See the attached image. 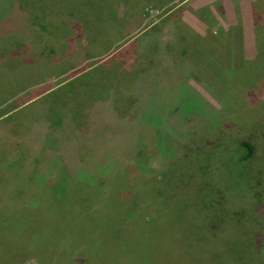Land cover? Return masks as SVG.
Returning a JSON list of instances; mask_svg holds the SVG:
<instances>
[{"label": "rangeland", "instance_id": "374dc122", "mask_svg": "<svg viewBox=\"0 0 264 264\" xmlns=\"http://www.w3.org/2000/svg\"><path fill=\"white\" fill-rule=\"evenodd\" d=\"M243 1L0 0L48 28L0 34L26 70L0 67V264H264V0ZM100 102L123 127L92 135Z\"/></svg>", "mask_w": 264, "mask_h": 264}, {"label": "trees", "instance_id": "16d2710c", "mask_svg": "<svg viewBox=\"0 0 264 264\" xmlns=\"http://www.w3.org/2000/svg\"><path fill=\"white\" fill-rule=\"evenodd\" d=\"M11 1H13V0H11ZM260 1H261V4H263L262 3V0H260ZM0 7L3 8V12L4 13L5 12H8L6 17H4L3 19H0V34H6V33L12 32V34L14 35V38H13L14 39V43H13L14 44L13 45L14 48L20 46L23 41H27L28 42V45H27L28 47L27 48L32 47V48H35V49H42V38L38 39V37L41 36L40 34L46 33L47 30H48V28L45 25H42V26H40V28H38L35 24L27 23L26 20H25V18H24L25 15H23V17L20 16V14L22 12L19 11V8L16 5H15V8H14V11H11V8H13L12 5H10V7H9V6H6V5L3 4ZM262 9H264V8H262ZM261 12L263 13V18L261 20H257L256 24H258V26L256 28L258 30H260L261 28H263L262 33L264 34V11H261ZM28 28H30V29L27 30ZM42 29H44V32L42 31ZM32 30H36L39 33V36L37 35V37L35 39H32L31 38L32 35H35V32H30ZM23 33H25L26 37H24L22 39L21 36H23ZM27 35H29L28 37L30 39H27ZM24 49H26V47L25 48L19 47L18 49L16 48V50H20V52H21V50L23 51ZM45 51H46V47H45ZM13 52L9 53L8 56H7V58L11 57V60L6 61V65H1L0 64V67L1 66H7L8 68H11L12 66H14V69H18V72L21 71V73H19V75L22 74L23 71L25 73V71H26L25 68H22V65H25V61L22 60L23 53H20L19 52L18 55H14V54H17V51L14 52V53ZM5 56H6V54H3V57H5ZM7 58H6V60H7ZM13 59H14V63H12V60ZM0 63H1V61H0ZM15 79H16V76H15ZM6 82H8L6 80V78H4V76L0 74V86H1V88L2 87L7 88L5 86V83ZM189 86H190V90H188L186 94H188V96H191L192 93H193V88H192L191 85H189ZM142 87H143V85H142ZM100 103H101V108H102L101 111L100 110H95L93 112V114L90 115V119H89V122H90L89 129L91 130L92 135L95 134L97 132V130H98V129L94 128V126H93L94 124H97V125L100 124V125H102V123H103L104 124L103 127H105L107 124H110L111 126H114L116 128L123 127L122 126V122H121L123 120L122 116H118L117 117L116 115L110 114V113H109V116L108 117L105 116L106 115L105 114V112H106V110H105L106 103L105 102H100ZM197 110L204 117V118H202L203 119L202 125H204V126L206 125L208 131H212L213 128H214L213 127V121H212V117L214 116V114L209 113L207 110L204 109V107H199V108H197ZM85 112L87 113L86 110H85ZM93 116H95V117H93ZM202 119L199 118V120H202ZM98 121H101L102 123H97ZM61 124L63 125L62 127L65 129V130L64 129H62V130H64L65 132H68V131L70 132V131H73V130L76 129V127L74 125L73 126L71 125V124H74L71 115L69 117L67 116V118L64 121L61 122ZM3 128L5 130H8L9 129L8 126H5ZM103 132L104 131L102 129V133ZM81 134L79 133V135L81 136L79 138V140L81 141L80 143H82V142H88V140H90L89 138H86L83 134L82 135ZM181 134H182V131H179L178 132V138H179V136ZM73 139H75V138H73ZM84 139H85V141H84ZM160 140L161 139L159 138L158 141H160ZM188 142L189 141L187 139V141H186V148H187ZM80 143L77 146L78 149H79V146L81 145ZM76 144H77V142L76 143H73L72 145L69 144L68 145V148H67L68 151H66L64 154H62L60 156L61 157L60 160L58 158V165L59 164H63V165L66 164L68 167H70L69 169H71V171H73L74 173L76 171L73 170L72 167H71L72 161H73V157L71 156L72 155L71 151L73 150L74 153L77 152V150H74ZM31 145L29 146L30 148H32ZM244 148H245V151H246V154L247 155H250L251 153H253V149L254 148H253V146L251 144L244 142ZM26 152L27 153H30L33 157H35V159H38V157H41V154L39 153V151H38V149H37V147H36L35 144H34L33 149L31 151L29 149H27ZM63 155L65 156V159L62 158ZM56 156L57 155H54V157H51V155H49V159H46V160L41 161V163H42L41 166H44V165L47 166V164H52V162L56 160ZM50 157H51V160H50ZM93 161H94V158L93 157H88V158L82 157V159L76 160V162L77 163H83L84 164V167L83 168H79V169L76 168V169L78 171H80V172H83L85 174L86 173L88 174V172H90V171H87L86 172V170H85V164H87L88 162L90 164H93ZM16 162H17V160H16ZM38 163H40V160H39ZM45 163H47V164H45ZM73 163H75V162H73ZM39 166H40V164H39ZM142 177H143V175H142ZM1 204L2 205L0 207V209H1L0 210V220L3 221L4 218H5L4 216H9V213L10 212L7 209L8 208L7 199L1 201ZM1 224H2V222H1ZM9 247H12L11 244L9 245Z\"/></svg>", "mask_w": 264, "mask_h": 264}, {"label": "crops", "instance_id": "0c3cea01", "mask_svg": "<svg viewBox=\"0 0 264 264\" xmlns=\"http://www.w3.org/2000/svg\"><path fill=\"white\" fill-rule=\"evenodd\" d=\"M222 1V0H221ZM224 1V0H223ZM225 1H227V0H225ZM229 1H231L230 3H231V5H233L234 4V2H232V0H229ZM243 2H246V4L248 3L249 4V0H244ZM251 4V3H250ZM253 24V21H252V23H251V25Z\"/></svg>", "mask_w": 264, "mask_h": 264}]
</instances>
